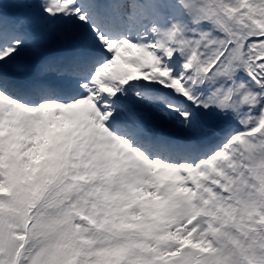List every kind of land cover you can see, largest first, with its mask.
<instances>
[{
	"label": "snow or ice",
	"instance_id": "obj_1",
	"mask_svg": "<svg viewBox=\"0 0 264 264\" xmlns=\"http://www.w3.org/2000/svg\"><path fill=\"white\" fill-rule=\"evenodd\" d=\"M0 264H264V0H0Z\"/></svg>",
	"mask_w": 264,
	"mask_h": 264
}]
</instances>
